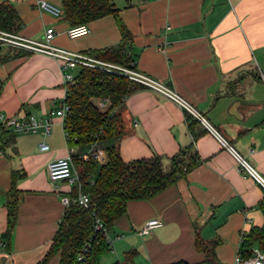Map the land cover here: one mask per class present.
Wrapping results in <instances>:
<instances>
[{"label": "crops", "instance_id": "0c3cea01", "mask_svg": "<svg viewBox=\"0 0 264 264\" xmlns=\"http://www.w3.org/2000/svg\"><path fill=\"white\" fill-rule=\"evenodd\" d=\"M6 1L21 21L19 37L41 42L52 28L50 45L92 58L89 51L120 42L121 22L132 68L168 87L207 122L143 85L123 99L116 112L124 161L157 155L168 168L173 155L193 146L197 164L155 196L127 202L108 231L110 249L99 264H127L124 255L131 250L133 264L201 263L197 232L217 240L216 259L229 264L242 249L241 235L263 224L258 203L264 197V0H114L118 19H96L88 24L89 33L76 39L68 37L63 14L39 7L46 1L62 9V0ZM3 47L0 53L9 49ZM12 48L0 61V115L49 117L51 126L48 135L41 129L10 132L12 140L0 145V264H37L74 189L79 193L77 184L51 183L48 164L75 148L67 144L63 119L50 114L65 95L63 60ZM15 50L23 54L15 56ZM80 67L66 72L75 76ZM41 143L49 148L41 150ZM230 147L257 179L239 171ZM73 171L79 175L74 165ZM13 172L19 175V200L6 236ZM153 219L162 226L139 234ZM58 261L55 254L46 264Z\"/></svg>", "mask_w": 264, "mask_h": 264}, {"label": "trees", "instance_id": "16d2710c", "mask_svg": "<svg viewBox=\"0 0 264 264\" xmlns=\"http://www.w3.org/2000/svg\"><path fill=\"white\" fill-rule=\"evenodd\" d=\"M118 10L114 0H62V14L70 26L89 24L107 15L116 18ZM118 19V18H117ZM22 24L13 5L8 1L0 2V31L16 35ZM122 38L119 43L95 49L90 55L118 66L132 67V59L127 55L128 34L119 22ZM0 53V61L9 52ZM5 47L0 45V52ZM15 56H21L15 50ZM142 84L133 82L126 76L107 71L103 68L81 66L72 83L66 85L65 101L69 113L63 120L67 144L77 149L71 154L73 165L77 168L80 191L89 196L88 208L81 207L75 200L76 190L58 223L50 247L37 264H46L55 254L59 255L58 264H99L100 257L110 249V242L102 230L95 229L96 219L110 230L114 221L126 212L130 200L149 199L166 187L184 177L196 164L197 158L193 146L180 149L170 159L168 168H164L157 155L137 160L124 161L118 151L117 139L121 133V118L116 109L123 99ZM98 99H106L108 106L101 110L97 107ZM12 132L0 123V145L12 140ZM88 148L86 151L83 148ZM91 147L104 153V160L83 159ZM19 175L12 173L11 188L7 192L8 236L15 222L19 193L15 182ZM258 206L263 215V224L253 227L244 236L242 249L257 245L264 251V197ZM217 240H204L196 233L195 247L204 255L203 264H220L215 255ZM134 250L124 255L127 264H133ZM80 257V259H78ZM111 264H120L116 261ZM173 264H187L177 262ZM200 264V263H196Z\"/></svg>", "mask_w": 264, "mask_h": 264}, {"label": "built area", "instance_id": "2783aa9c", "mask_svg": "<svg viewBox=\"0 0 264 264\" xmlns=\"http://www.w3.org/2000/svg\"><path fill=\"white\" fill-rule=\"evenodd\" d=\"M39 7L43 10L50 12L53 15L62 14L61 8L52 5L46 1H40ZM89 31L90 30L87 24H78L69 26L66 33L69 38L76 39L87 35ZM53 35V29L48 28L45 31L44 41L38 42L19 37L18 35H11L0 31V45L25 48L34 52L44 53L63 60V68L65 70V72L63 73V82L65 86V91L66 85L72 83L74 79V75L66 72L68 68H72L76 65L88 66L93 68H103L107 71H115L118 74L126 76L133 82L140 83L143 86L160 92L166 97L173 99L181 107L185 108L186 110L190 111L195 116H197L203 125L207 126V122L204 117L200 116L198 113H195L188 104H186L182 99H180V97L175 95L168 87L164 86L159 81H156L155 79H152L146 75L137 72L132 67L107 64L84 54H79L52 46L49 42L52 39ZM65 96L66 95H64L63 99L59 101L57 107L50 113L51 115L61 117L63 120L70 110L69 105L65 101ZM96 105L99 109L104 110L108 106V101L106 99H98L96 101ZM0 123L4 127L10 129L12 132H37L41 129L44 134L48 135L50 133L51 118L47 117L44 119H37L32 115L24 118H20L17 116L0 115ZM48 148L49 146L47 144H40L41 150H47ZM229 149L238 162L239 171L248 173L249 175L257 179V175L254 170L243 159H241L231 147ZM82 158L85 160L88 158H94L97 161L102 162L104 160V153L98 148L91 147L87 153L82 155ZM75 174L76 173L73 171V164L70 153L66 156L57 157L50 161L48 164L49 181L51 183L66 181L69 184H77L79 188V193L75 201L81 207L88 208L90 204L89 196L86 193H82L80 191L81 183L79 182L78 175ZM160 226H162V223L159 219L148 220L140 229L139 234H147L152 229L158 228ZM95 229L102 230V232L106 236L108 235L107 229L98 219H96L95 221ZM241 238H244V234L241 235ZM78 259H80V257ZM230 264H264V251L261 250L257 245H252L245 249L243 248L236 253Z\"/></svg>", "mask_w": 264, "mask_h": 264}, {"label": "rangeland", "instance_id": "374dc122", "mask_svg": "<svg viewBox=\"0 0 264 264\" xmlns=\"http://www.w3.org/2000/svg\"><path fill=\"white\" fill-rule=\"evenodd\" d=\"M87 149H88V148H86V147L83 148V150H85V151H86ZM76 151H77V149L74 150V152H76ZM232 260H233V259H232ZM231 262H232V261H229L228 263L230 264Z\"/></svg>", "mask_w": 264, "mask_h": 264}, {"label": "water", "instance_id": "95a60500", "mask_svg": "<svg viewBox=\"0 0 264 264\" xmlns=\"http://www.w3.org/2000/svg\"><path fill=\"white\" fill-rule=\"evenodd\" d=\"M2 54V53H1Z\"/></svg>", "mask_w": 264, "mask_h": 264}]
</instances>
